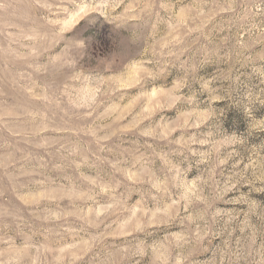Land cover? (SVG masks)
<instances>
[{"label": "rangeland", "instance_id": "1", "mask_svg": "<svg viewBox=\"0 0 264 264\" xmlns=\"http://www.w3.org/2000/svg\"><path fill=\"white\" fill-rule=\"evenodd\" d=\"M0 264H264V0H0Z\"/></svg>", "mask_w": 264, "mask_h": 264}]
</instances>
